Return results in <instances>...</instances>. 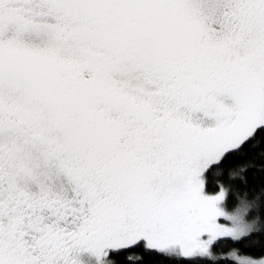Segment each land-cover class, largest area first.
Here are the masks:
<instances>
[{
	"label": "snow or ice",
	"instance_id": "6c2138e0",
	"mask_svg": "<svg viewBox=\"0 0 264 264\" xmlns=\"http://www.w3.org/2000/svg\"><path fill=\"white\" fill-rule=\"evenodd\" d=\"M257 161L264 0H0V264H217Z\"/></svg>",
	"mask_w": 264,
	"mask_h": 264
},
{
	"label": "trees",
	"instance_id": "16d2710c",
	"mask_svg": "<svg viewBox=\"0 0 264 264\" xmlns=\"http://www.w3.org/2000/svg\"><path fill=\"white\" fill-rule=\"evenodd\" d=\"M236 162H233L228 167H232ZM257 167L249 168L246 173V183L244 181H237L236 183L241 188V195L243 191L248 192L249 198L255 193L257 197L264 189V172L259 168L260 162L257 161ZM239 206L236 199L233 197L230 201L229 208L232 209ZM260 213L261 218L264 219V210L260 209V205H255V208H250L247 211L246 217L254 216ZM217 257V264H238L234 258L246 257L251 259H259L264 257V231L251 233L247 237L241 238L240 241H233L230 239H222L214 249ZM235 253V256L233 255ZM211 264V262H210Z\"/></svg>",
	"mask_w": 264,
	"mask_h": 264
},
{
	"label": "rangeland",
	"instance_id": "374dc122",
	"mask_svg": "<svg viewBox=\"0 0 264 264\" xmlns=\"http://www.w3.org/2000/svg\"><path fill=\"white\" fill-rule=\"evenodd\" d=\"M237 207L238 206H235L234 208H232L231 210L233 211V212H235L236 211V209H237ZM246 214H247V211L246 212H244V218L247 220L248 219V217H246ZM243 238V237H242ZM222 239H230V240H232L231 238H229V237H225V238H222ZM239 258H246V257H239ZM261 259H264V257H262V258H259V259H253V260H257V261H259V260H261ZM234 260L238 263V259H237V257L236 258H234Z\"/></svg>",
	"mask_w": 264,
	"mask_h": 264
}]
</instances>
